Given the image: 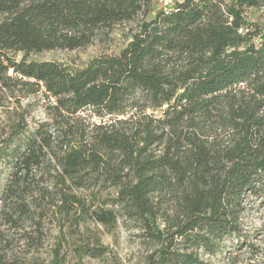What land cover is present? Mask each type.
Listing matches in <instances>:
<instances>
[{
	"label": "trees",
	"instance_id": "1",
	"mask_svg": "<svg viewBox=\"0 0 264 264\" xmlns=\"http://www.w3.org/2000/svg\"><path fill=\"white\" fill-rule=\"evenodd\" d=\"M150 3L0 0V219L35 201L38 227L48 208L103 227L119 215L159 244L146 264H207L199 250L244 240L241 215L264 197V0H174L116 55L28 60L86 47Z\"/></svg>",
	"mask_w": 264,
	"mask_h": 264
},
{
	"label": "rangeland",
	"instance_id": "2",
	"mask_svg": "<svg viewBox=\"0 0 264 264\" xmlns=\"http://www.w3.org/2000/svg\"><path fill=\"white\" fill-rule=\"evenodd\" d=\"M164 1L174 0H151L147 15L139 14L133 21L99 32L86 47L31 54L28 60L83 66L96 56L116 55L126 45L137 21L151 19ZM247 12L249 21L258 19L257 11ZM9 173V168L1 162L0 183ZM37 207L40 204L35 201L30 206V213L12 224L0 219V232L7 244L5 264H146L147 257L159 247L156 241L141 238L133 223L123 221L119 215L116 224L103 227L91 218H82L77 212L64 214L48 208L41 212L38 227L36 216L40 208ZM240 223L244 235H247L244 240L225 238L217 244L213 253L199 250V258L207 264H264V197L246 205ZM90 247H103L105 254L101 257L88 256L85 252Z\"/></svg>",
	"mask_w": 264,
	"mask_h": 264
},
{
	"label": "built area",
	"instance_id": "3",
	"mask_svg": "<svg viewBox=\"0 0 264 264\" xmlns=\"http://www.w3.org/2000/svg\"><path fill=\"white\" fill-rule=\"evenodd\" d=\"M172 1H164V5L161 6L165 11L167 10L168 7H170Z\"/></svg>",
	"mask_w": 264,
	"mask_h": 264
}]
</instances>
